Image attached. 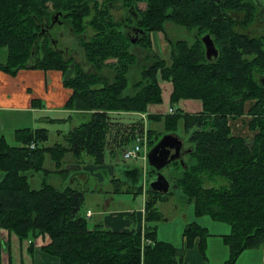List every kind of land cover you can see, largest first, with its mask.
<instances>
[{
    "label": "trees",
    "instance_id": "obj_1",
    "mask_svg": "<svg viewBox=\"0 0 264 264\" xmlns=\"http://www.w3.org/2000/svg\"><path fill=\"white\" fill-rule=\"evenodd\" d=\"M50 1L56 10L64 11V19L79 37L86 60L94 65V71H82L73 58L55 49L49 37L38 38L42 27L40 17L50 13ZM145 1L147 9L139 23L144 30L158 31L165 21L171 20L196 29L198 34L209 32L220 55L208 61L201 40L193 46L181 40L173 44L168 60L154 53L148 57L149 64V61L141 64L140 79L132 86L135 94L130 95L123 92L129 85L131 67L139 60L130 52L131 44L120 24L113 18L111 21L105 4L98 0H0V48L8 50L7 60L0 63V68L10 73L25 67L61 70L68 75L64 83L73 89L65 107L93 109L89 121H79L67 132L59 131L62 141L53 145H45L49 130L44 127L18 129L17 145L0 135V171L3 172L0 264L3 250L10 248L9 241L3 237L7 232L15 233L21 241L48 236L50 241L42 250L57 257L60 264H188L186 250L196 245L207 259L204 244L207 229L195 222L188 223L184 230L183 247L158 240L157 225L146 224L145 236L152 243L143 246L141 231L144 229L116 231L102 223L90 227L87 217L81 214L86 199L81 189L57 188L46 179L39 188L31 186L28 171L68 174L64 167L69 153L74 163L103 164L107 151L112 155L122 152L128 142L143 133L142 119L128 125L122 119L115 123L112 120L113 126L125 129H119L116 134L118 151L109 150L112 131L108 113L111 111L147 113L149 134L154 131L150 126L154 121H164L166 132H173L179 129V121L183 119L189 145L186 147L184 141L181 159L171 163L176 164L178 174L172 178L175 183L170 182L183 190L187 202L194 203L197 214L207 213L231 225V232L223 235L230 253L223 264H233L245 250L263 246L264 87L258 84L254 73L264 71V41L248 37L237 26L238 14L246 16L245 23L251 22L253 7L246 0ZM89 27L94 33L85 39L83 34ZM146 42L150 44V38ZM148 49L151 50V45ZM104 68H109L111 81L104 76ZM160 74L162 79L172 82V103L181 98L200 99L202 110L149 114V105L162 101ZM249 98L257 100L249 110L253 114L249 126L257 133L248 145V140L232 134L229 117L242 114L245 100ZM34 103L38 105L36 100ZM32 142H35L34 148L30 147ZM186 153L190 154L191 162L184 161ZM48 157L54 162V169L45 167ZM155 172L153 167L150 173ZM125 174L137 180L142 170L128 169ZM79 176L87 177L86 174ZM218 178L227 184L217 185ZM130 183L127 192L132 186L136 195H142L139 182ZM146 193L147 221L153 222L161 216L158 197L165 199L170 192L164 194L148 186ZM129 216L135 220L134 213Z\"/></svg>",
    "mask_w": 264,
    "mask_h": 264
},
{
    "label": "rangeland",
    "instance_id": "obj_2",
    "mask_svg": "<svg viewBox=\"0 0 264 264\" xmlns=\"http://www.w3.org/2000/svg\"><path fill=\"white\" fill-rule=\"evenodd\" d=\"M60 28H64L67 25L64 24V26L59 25ZM166 35L170 37L171 39H179V38H189L190 32L186 30L184 27L176 25L172 22L166 23ZM165 37L164 33H154V39L155 44L153 46V43L147 44L146 46L153 47V49H144L142 50L138 46L137 52L139 54V62L135 66L133 65L131 67V70L128 74V81L129 85L128 88L125 89L123 94H135L136 89L132 86L134 83L140 79V66L141 64H144L145 61V55H150V53H157L159 56L164 53L169 54V50L167 49V46L163 48V50L160 48L162 46V40L161 37ZM67 40L69 43L70 41H74L73 35L68 33H65V37L62 39ZM189 40V39H188ZM6 51L8 52L7 48H0V53H2V57L0 58V61H4L6 58ZM82 55L79 54V57L76 58L81 61ZM258 66V65H257ZM264 73V71H260ZM68 76V75H67ZM160 76V75H159ZM162 77V76H160ZM159 77V82L162 87V101L159 103H152L149 105L148 113H178V109L182 112H188V113H196L197 111H201L203 108V103L200 99H191V98H181L178 100L177 103H172V91L173 86L172 83L163 80ZM163 78V77H162ZM222 81V80H221ZM73 94V93H72ZM255 99V98H253ZM253 99H250L247 101L245 100L244 106L245 109L242 111L243 113L240 115H237L236 117H229V125L232 131V134L241 138L247 137L249 140H253L254 135H256L257 130H252L249 126V123L252 120L253 114L249 111L252 107V103L254 102ZM76 106V105H74ZM66 108V107H65ZM171 108L177 109L170 112ZM74 112L72 113L73 116L69 121L62 120L61 122H54L56 124H46L42 125L44 127H47L49 130L48 139L45 141V145H53L54 143L58 141H62L61 136H59V131L67 132L71 129L72 126H74L79 121H89L91 118V115L93 113V109H71ZM77 113V114H76ZM86 114V115H82ZM110 114V122H111V131L112 136L110 138V146L109 150H115L118 151V144L116 142V134L119 133L121 129L125 128H119V126H113V122L115 123V120L122 119V123L128 125L131 124L130 122L134 121H143V123H148V114L138 113V112H109ZM83 116L84 118H81L79 116ZM58 116L65 117V114L60 113ZM117 122V121H116ZM16 124L19 125H27L29 124V121H21L20 123L15 122L14 120H11L7 126V129L3 130V133L7 136L6 139L10 144L17 145L19 142H17V135H15L14 129ZM113 126V128H112ZM150 126L154 129L152 130L151 134L148 133L149 128L146 126V132L138 133L136 138H134L132 141L128 142L122 149V152H117L116 154L112 155L109 151L106 152L105 157V165H101V167L93 168V166H98L97 164H93L91 162L87 164H78L74 163L73 160H71L72 154L69 153L71 156H67L66 164L64 169L69 171L68 174L62 175L59 173H51L47 174L44 171H28L27 174L29 176V180L31 183V186L33 188H39L41 186V182L43 180H48L49 183L53 184L57 188H64L65 186H72L77 187L81 189L85 194V202L81 208V214L87 217L88 223L90 227H93L98 220L104 217V215H99V211H105V215L109 214L110 216V222L108 221V225L112 230L116 231H124L128 232L132 228L138 229H144L142 233V244L146 245L147 243H152L150 238L148 239L145 236V227L147 225L156 224V238L158 240H163L170 242L176 247H183L184 246V230L187 227L188 223L195 222L199 224L201 227H204L207 229L205 234V248H206V256L210 261L214 264H221L222 262H225L229 257L228 252H224V248L222 251V245H223V235L220 234H228L231 232V225L229 222L217 220L214 217H212L210 214L202 213L197 214L195 211V206L193 202H187L185 201V197L177 188H171L172 191H174V194H168L165 199H161L158 197V203L157 207L160 212V218L155 219L153 222L147 221V210L142 207H138V205H142L146 203V197L148 196L147 188L150 187L149 180L153 179L154 176L150 171H152L153 167L148 164V160L145 163L142 158L136 159V160H130L126 161L123 159V151L132 144L141 141L140 144L143 147V151L141 154L144 156L147 151L152 148L158 140L161 138V136L172 132L165 130V122L164 121H154L150 123ZM179 129L176 131H173L174 133H177L179 136L182 137V139L185 141L186 147H188V143L186 142L188 139V134L185 131L184 128V120L181 119L179 121L178 125ZM120 129V130H119ZM127 131V130H126ZM256 131V132H255ZM138 132V131H137ZM136 132V133H137ZM164 133V134H163ZM128 134V131H127ZM237 134V135H236ZM142 135V136H140ZM161 135V136H160ZM160 136V137H159ZM159 137V138H158ZM158 138V139H157ZM35 143V142H32ZM31 144V143H30ZM153 144V145H152ZM184 148L187 149V148ZM184 155V154H183ZM178 160V159H177ZM184 161L191 162L190 154L186 153L184 155ZM54 162L51 160V158H47L45 162L46 168H55ZM180 165L183 166V163L180 161ZM179 166V164H178ZM140 167L142 170L141 178L139 177L137 180H133L126 176L125 171L128 169H133ZM152 167V168H151ZM180 167V166H179ZM162 172L168 176V179L175 183V178L178 174L176 170V164H169L165 166L162 169ZM87 175L88 177L82 178V176L79 175ZM98 176H102V179H100V182H105L104 184L100 183L97 179ZM151 175V176H149ZM3 176V172L0 171V178ZM120 179V180H118ZM124 179V180H123ZM118 181H122L121 184ZM139 182L138 186L142 187L141 194L136 195L134 191V187L130 186L129 189L131 191L127 192L126 188L128 187V183L130 182ZM217 185H225L227 182L222 179L218 178L215 180ZM131 184V183H130ZM134 184V183H133ZM212 183H207V185L211 186ZM116 185L118 189L116 188ZM214 185V184H212ZM136 188V187H135ZM128 189V188H127ZM138 191V190H135ZM171 191V190H170ZM105 199H111L110 204L112 206V209H105L104 206H107ZM101 208V209H100ZM126 208H132V211L128 214H125L121 210H125ZM92 210L94 212V215L91 217L92 212L88 210ZM88 211V212H87ZM113 213L110 214V213ZM117 212V213H116ZM134 213L135 220L132 221V218H130L129 214ZM101 223V222H100ZM105 226V225H104ZM5 240L9 241V247L8 249L3 250L2 252V261H6L5 264H37L36 263V254L35 249L37 245H39V241L33 239V242L28 243V240L21 241L20 238L15 234H9V232L6 233V235L3 236ZM48 237V236H43ZM42 238V236L38 237ZM37 238V239H38ZM35 241V242H34ZM37 241V242H36ZM48 242L44 243L47 244ZM33 244V246H31ZM43 244V245H44ZM30 245V247H29ZM41 249L38 250V255L41 256L40 251L44 252ZM230 254V253H229ZM50 255V254H48ZM49 257H55L53 255L48 256ZM51 259V258H49ZM54 259V258H53ZM259 263V256L257 254L256 249H249L245 250L240 256L235 260L233 264H257ZM3 264V263H2Z\"/></svg>",
    "mask_w": 264,
    "mask_h": 264
},
{
    "label": "crops",
    "instance_id": "obj_3",
    "mask_svg": "<svg viewBox=\"0 0 264 264\" xmlns=\"http://www.w3.org/2000/svg\"><path fill=\"white\" fill-rule=\"evenodd\" d=\"M1 54L2 53H0V58L2 57ZM6 55H8L7 51H6ZM6 60H7V56L5 60L0 61V63L5 62ZM66 77H68L67 74L65 75L64 72L61 70H53V69L45 70L40 68L25 67V68H20L15 73H10L0 68V135L6 136L3 133V130L7 129V126L11 120H14L15 122L18 123L26 120L29 121V124L27 125L16 124L14 129L16 135L18 129L42 128L44 127L42 125L56 124L54 122H57V119H60L61 121L63 119L69 121L73 116H75L72 115V113H70V112H74L75 110L72 111L71 109L65 108L66 102L69 100V98L72 96L73 93V89L64 83ZM34 100L37 101L38 105L34 103ZM60 113L65 114V117L58 116ZM82 115H86V114H82ZM79 117L80 119L81 118L85 119V117L83 116H79ZM146 126H148V123L146 124ZM141 158L144 160L145 163L147 162L143 157ZM97 167L99 168L101 167V165L93 166V168H97ZM137 168L140 169V167ZM97 179L99 181L100 179H102V176H98L97 174ZM100 183L104 184L105 182H100ZM175 188L179 189L180 192H182V194L184 195L183 190H181V188L176 186ZM169 194L170 195L174 194V191H172L171 189ZM105 201L107 206H104V208L112 209V206L110 204L111 199H105ZM185 201H187L186 198ZM143 204L144 203H142V205L139 204L138 207H142L144 211L145 207ZM88 211L92 212L91 215L92 217L94 215V212L90 209ZM121 211H123L125 214H128L132 211V208H126L125 210H121ZM106 212L107 210L105 211L100 210L98 212L99 215H104V217L98 220L96 223L99 224L101 222L102 224L105 225V227H109L107 225H108V221L109 223H111L109 217L110 215L109 214L105 215ZM110 214L113 215L112 212ZM220 235H226V234H220ZM37 238L36 239L33 238L39 241L40 243L39 245H37L35 249L36 263L60 264V260L57 257H49L51 258L49 259L47 257L50 255L45 254L41 251L40 254L42 255L41 256L38 255L37 249L39 248L41 249V245H43L46 242H49L50 238L43 236L42 238H38V239ZM30 242H33V240L28 239L29 244ZM223 248H224V252L225 251L228 252V256L226 257H229V247L224 241L222 245V251ZM253 248L256 249L257 254L259 256V263L257 264H264V245ZM185 259L188 264H214L210 261V259L204 258L203 254L200 252L197 245L194 246L193 248L186 250ZM5 263L7 262L3 261V264ZM223 263L224 262H222L221 264Z\"/></svg>",
    "mask_w": 264,
    "mask_h": 264
},
{
    "label": "flooded vegetation",
    "instance_id": "obj_4",
    "mask_svg": "<svg viewBox=\"0 0 264 264\" xmlns=\"http://www.w3.org/2000/svg\"><path fill=\"white\" fill-rule=\"evenodd\" d=\"M100 1V2H99ZM220 2V0H217ZM250 6L253 7L252 15H251V22L245 23L246 16L243 14L237 15V20L239 23H237L238 29L241 31V33L246 34L248 37H255L262 42L264 41V0H246ZM100 4H105L107 8V12L109 14V17L112 21V18L114 21L118 22L120 24V29L123 31V33L126 35L127 39L130 42V52L133 53L137 59L139 60V54L137 52V46L141 48L142 50L148 49L147 42L148 39H151V43H153V46L155 44L154 39V33H164L165 37H161L162 40V46L160 47L162 50L164 46H167V49L169 50L168 53H164L163 56L160 55L161 58H165L168 60L171 55V50L173 47V44H176L180 42L181 40L185 41L189 46H193L197 40H201L204 49H205V57L208 61H213L217 59L220 55V50L218 45L216 44V41L214 40V37L209 32L198 34L196 29H189L183 25H180L174 21L167 20L163 23L162 29L158 31H147L144 30L140 25V20H143V13L147 9V2L145 0H139L137 2L127 0H98ZM92 6H94V3H91ZM48 6L50 8V13L45 14L40 17V20L42 21V27L39 32V37L41 36H47L50 38L52 45L55 47L56 50L60 51L64 55L73 58L76 64L81 65L82 71L85 73H90L91 71H94V65L90 64L86 60V54L84 51V48L80 45L79 37H76L72 33V29L69 26V24L64 19V11L62 10H56L53 1L48 2ZM236 18V17H235ZM54 19V22H53ZM109 20V19H108ZM172 22L176 25L184 27L186 30L191 31L189 38H179V39H171L166 35V23ZM66 24L67 26L64 28H60L59 25L64 26ZM73 35L74 41H70V43L67 40L62 41V39L65 37V33H68ZM94 31L89 27L85 33L83 34L85 39H90V37L93 35ZM206 34H210L216 48L218 49V55H212L211 57L207 56V47L206 43L203 39V37ZM142 38H144L142 40ZM189 39V40H188ZM152 46V44H151ZM153 49V47H151ZM79 54H81L83 57L81 61H79L76 57H79ZM149 56L153 55V53L149 52ZM148 55H145V61H149ZM151 61L147 62L149 64ZM103 71L105 73L104 76L109 78L111 81L112 75L109 71V68H104ZM160 76H162L160 74ZM159 76V77H160ZM258 79V84H261L264 87V73L255 72L254 77ZM162 79V77H160ZM164 80V79H163ZM171 82V81H169ZM172 83V82H171ZM173 86V85H172ZM250 100V98L248 99ZM254 102L252 103V106L255 105L256 99H253ZM247 101V100H246ZM251 106V107H252ZM256 132V131H255ZM255 136V135H254ZM248 145L252 140H249L247 137H245ZM252 146V145H251Z\"/></svg>",
    "mask_w": 264,
    "mask_h": 264
},
{
    "label": "water",
    "instance_id": "obj_5",
    "mask_svg": "<svg viewBox=\"0 0 264 264\" xmlns=\"http://www.w3.org/2000/svg\"><path fill=\"white\" fill-rule=\"evenodd\" d=\"M203 39L207 47V56H217L218 49L211 35L206 34ZM183 143L184 140L177 133H167L149 150L147 154L148 162L156 170L155 178L149 180L152 190L167 194L172 187L175 188L162 172V169L173 161L181 159Z\"/></svg>",
    "mask_w": 264,
    "mask_h": 264
},
{
    "label": "built area",
    "instance_id": "obj_6",
    "mask_svg": "<svg viewBox=\"0 0 264 264\" xmlns=\"http://www.w3.org/2000/svg\"><path fill=\"white\" fill-rule=\"evenodd\" d=\"M140 136H142V135H140ZM140 142L141 141H138V142L132 144L131 146H129V148H127L123 151V158L125 160H133V159H138L141 157H143L146 160V154L147 153H145L144 156L141 154V152L143 151V147L140 144ZM30 147L34 148L35 143H31Z\"/></svg>",
    "mask_w": 264,
    "mask_h": 264
}]
</instances>
